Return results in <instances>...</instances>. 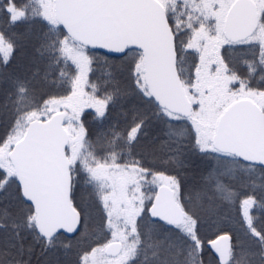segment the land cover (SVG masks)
<instances>
[{
  "label": "snow or ice",
  "instance_id": "obj_1",
  "mask_svg": "<svg viewBox=\"0 0 264 264\" xmlns=\"http://www.w3.org/2000/svg\"><path fill=\"white\" fill-rule=\"evenodd\" d=\"M0 264H264V0H0Z\"/></svg>",
  "mask_w": 264,
  "mask_h": 264
}]
</instances>
